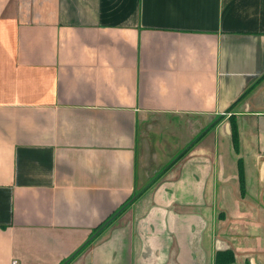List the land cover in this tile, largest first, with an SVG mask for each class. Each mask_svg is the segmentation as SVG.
<instances>
[{
	"label": "crops",
	"instance_id": "0c3cea01",
	"mask_svg": "<svg viewBox=\"0 0 264 264\" xmlns=\"http://www.w3.org/2000/svg\"><path fill=\"white\" fill-rule=\"evenodd\" d=\"M227 249L264 264V0H0V264Z\"/></svg>",
	"mask_w": 264,
	"mask_h": 264
},
{
	"label": "trees",
	"instance_id": "16d2710c",
	"mask_svg": "<svg viewBox=\"0 0 264 264\" xmlns=\"http://www.w3.org/2000/svg\"><path fill=\"white\" fill-rule=\"evenodd\" d=\"M230 134H231L232 145L235 147L237 134L233 123L230 124ZM239 173H240V168L238 174ZM239 187H240V192H242L243 184H242L241 176L239 177ZM232 261H233V255L229 249L218 252L214 258V264H231Z\"/></svg>",
	"mask_w": 264,
	"mask_h": 264
},
{
	"label": "built area",
	"instance_id": "2783aa9c",
	"mask_svg": "<svg viewBox=\"0 0 264 264\" xmlns=\"http://www.w3.org/2000/svg\"><path fill=\"white\" fill-rule=\"evenodd\" d=\"M10 264H16V261H15V260H12V261L10 262Z\"/></svg>",
	"mask_w": 264,
	"mask_h": 264
}]
</instances>
